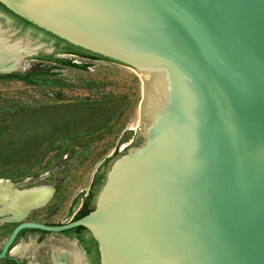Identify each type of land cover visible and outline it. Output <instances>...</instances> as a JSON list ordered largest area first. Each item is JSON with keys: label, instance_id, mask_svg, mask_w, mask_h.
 Returning <instances> with one entry per match:
<instances>
[{"label": "water", "instance_id": "1", "mask_svg": "<svg viewBox=\"0 0 264 264\" xmlns=\"http://www.w3.org/2000/svg\"><path fill=\"white\" fill-rule=\"evenodd\" d=\"M0 3L132 68L142 124V142L109 163L80 217L49 224L0 201L15 222L0 260L21 229L82 226L98 264H264V0ZM0 53L21 58L2 38Z\"/></svg>", "mask_w": 264, "mask_h": 264}, {"label": "rangeland", "instance_id": "2", "mask_svg": "<svg viewBox=\"0 0 264 264\" xmlns=\"http://www.w3.org/2000/svg\"><path fill=\"white\" fill-rule=\"evenodd\" d=\"M0 38L21 57L15 70L0 72V178H28L24 188L45 187L36 195L48 200L24 219L64 223L80 207L93 177L104 175L115 157L142 142L139 75L116 62L55 50L39 33L15 27L1 12ZM47 55L53 60L39 58ZM32 70L38 71L30 77L33 83L14 77ZM4 217L0 246L15 224ZM13 246L21 249L12 256L22 264H54L53 256L59 264H85L75 242L63 233L25 231Z\"/></svg>", "mask_w": 264, "mask_h": 264}, {"label": "trees", "instance_id": "3", "mask_svg": "<svg viewBox=\"0 0 264 264\" xmlns=\"http://www.w3.org/2000/svg\"><path fill=\"white\" fill-rule=\"evenodd\" d=\"M0 12L3 13L5 16H7L8 18L11 19L12 24L15 27H20L21 29L23 28H29L30 30H32L35 33H39L41 35V39H48V38H53L59 42H63L62 39L50 34L49 32H46L42 29H39L35 26H32L28 23H25L23 21V19L14 14L13 12H11L10 10H8L5 6H3L0 3ZM65 45V52L68 53H77L79 55H85L87 57H90L92 59H101V60H105V61H111L114 62L112 60H109L107 58L95 55V54H91L87 51L72 47L70 45L64 44ZM40 59L43 60H53L52 55H47V56H39ZM62 64L64 65H68V66H72V67H77V68H85L86 64L83 63H74L71 62L70 60H59ZM38 71H29L26 72L24 75H15L14 77L18 80H22L24 82L27 83H33V79L30 78L32 75L37 74ZM3 117L2 112H0V119ZM103 178V173H100L96 176L93 177V179L91 180V184H90V189L88 191V194L86 195V197L83 199L80 207L76 210V212H74V214L72 215L71 219H75L80 217L81 215L85 214L87 211L90 210L91 205L89 204V201L91 200L93 194H94V190L95 188L99 187L101 180ZM46 223V222H45ZM49 224H55V223H49ZM25 231H37V232H42V233H46L45 231H40V230H36V229H21L15 239L20 236L22 233H24ZM63 234H66L70 237H76L78 238V240L80 242L83 243L84 248L87 252V254L89 255V258L91 259L92 264H98L97 262V250H96V245L94 240L90 237V235L88 234L87 230L85 228H83L82 226H75L73 228L67 229L63 232H61Z\"/></svg>", "mask_w": 264, "mask_h": 264}, {"label": "bare ground", "instance_id": "4", "mask_svg": "<svg viewBox=\"0 0 264 264\" xmlns=\"http://www.w3.org/2000/svg\"><path fill=\"white\" fill-rule=\"evenodd\" d=\"M19 63L20 61L17 60L16 57L10 58L6 54L0 53V72L13 71L17 67H19ZM25 180L15 185H9L8 182L0 180V201L5 205V207H12V205L14 204V206L16 205L14 210L17 211L23 210L28 206L36 209L42 206L43 202L48 200L47 197L36 195L39 191L45 189V187L24 188V186L28 183V180ZM2 210L4 211L5 209ZM4 219L7 220L11 218ZM13 247H11L10 249V254H16L21 250H19L18 247ZM53 261L54 264H59V261L55 258V256H53Z\"/></svg>", "mask_w": 264, "mask_h": 264}, {"label": "flooded vegetation", "instance_id": "5", "mask_svg": "<svg viewBox=\"0 0 264 264\" xmlns=\"http://www.w3.org/2000/svg\"><path fill=\"white\" fill-rule=\"evenodd\" d=\"M42 41L49 43L51 47L55 48V50L61 51L62 53L76 55V56H80V57H83V58H86V59L87 58H90V57H87L85 55H79L77 53H68V52H65L64 50L66 48H65L64 43L59 42V41H57V40H55L53 38L44 39ZM64 235H65V238H67L68 241L73 240L75 242V245L79 248V250L81 252V256H83V259H84L85 264H92L91 259L89 258V255L87 254V252H86V250L84 248L83 243L80 242L78 240V238H76V237H70V236H68L66 234H64ZM18 238H19V236L14 240V243L13 244H15V242L17 241ZM1 261H3L4 264H22V261L21 260H19L16 257H11V256H8L7 258L1 259Z\"/></svg>", "mask_w": 264, "mask_h": 264}, {"label": "crops", "instance_id": "6", "mask_svg": "<svg viewBox=\"0 0 264 264\" xmlns=\"http://www.w3.org/2000/svg\"><path fill=\"white\" fill-rule=\"evenodd\" d=\"M9 252H10V251H9ZM9 254H10V253H9ZM12 255H13V254H10L9 256L13 257Z\"/></svg>", "mask_w": 264, "mask_h": 264}]
</instances>
